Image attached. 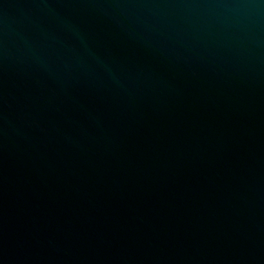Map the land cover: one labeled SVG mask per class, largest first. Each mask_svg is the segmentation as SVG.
<instances>
[{"label": "water", "instance_id": "water-1", "mask_svg": "<svg viewBox=\"0 0 264 264\" xmlns=\"http://www.w3.org/2000/svg\"><path fill=\"white\" fill-rule=\"evenodd\" d=\"M0 264H264V0H0Z\"/></svg>", "mask_w": 264, "mask_h": 264}]
</instances>
